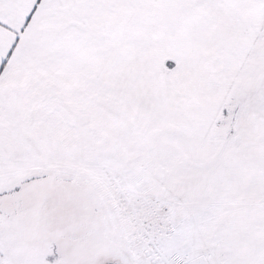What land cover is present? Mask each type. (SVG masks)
<instances>
[{
	"label": "snow or ice",
	"instance_id": "1",
	"mask_svg": "<svg viewBox=\"0 0 264 264\" xmlns=\"http://www.w3.org/2000/svg\"><path fill=\"white\" fill-rule=\"evenodd\" d=\"M0 264H264V0H0Z\"/></svg>",
	"mask_w": 264,
	"mask_h": 264
}]
</instances>
